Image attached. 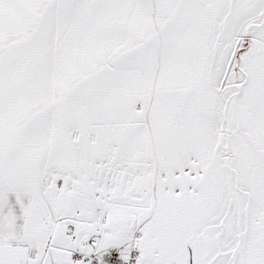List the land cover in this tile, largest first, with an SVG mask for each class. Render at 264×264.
Returning a JSON list of instances; mask_svg holds the SVG:
<instances>
[{
  "label": "snow or ice",
  "instance_id": "1",
  "mask_svg": "<svg viewBox=\"0 0 264 264\" xmlns=\"http://www.w3.org/2000/svg\"><path fill=\"white\" fill-rule=\"evenodd\" d=\"M0 264H264V0H0Z\"/></svg>",
  "mask_w": 264,
  "mask_h": 264
}]
</instances>
